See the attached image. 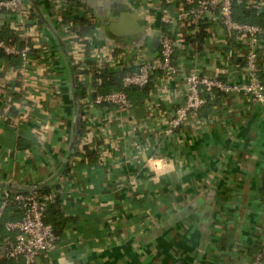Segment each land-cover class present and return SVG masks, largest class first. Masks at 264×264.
<instances>
[{
    "label": "crops",
    "instance_id": "obj_1",
    "mask_svg": "<svg viewBox=\"0 0 264 264\" xmlns=\"http://www.w3.org/2000/svg\"><path fill=\"white\" fill-rule=\"evenodd\" d=\"M25 2L22 17L0 20V28L15 30L37 51L23 74L0 57V205L2 191L31 192L45 183L60 190L50 213L68 224L57 248L36 264H253L264 244V103L219 95L200 119L189 118L164 139L154 131L157 115L145 106L156 99L163 111L176 109L192 71L246 82L248 41L228 36L221 17L208 13L207 41L190 42V0H78L100 23L80 39L61 27L78 19L76 7ZM32 10L36 22L28 21ZM65 10L72 18H57ZM127 12L145 17L143 35L118 38L105 25ZM163 31L176 40L178 73L157 95H133L140 106L134 112L92 107L99 135L92 133L71 56H81L85 43L95 59L90 65L131 70L159 56ZM144 41L149 48L138 49ZM260 52L264 77V46ZM155 154L167 160L152 169L147 159Z\"/></svg>",
    "mask_w": 264,
    "mask_h": 264
},
{
    "label": "built area",
    "instance_id": "obj_2",
    "mask_svg": "<svg viewBox=\"0 0 264 264\" xmlns=\"http://www.w3.org/2000/svg\"><path fill=\"white\" fill-rule=\"evenodd\" d=\"M195 3L185 16L191 19V23H196L203 19L208 13L216 14L221 17L228 36L243 37L248 41V48L244 52L248 80L244 83L231 82L229 80L210 77L199 71H192L187 75V91L180 98L177 108L174 110L163 111L159 100L148 101L145 106H151L157 115V129L154 130L157 137H169L189 118L200 119V110L208 103L216 101L218 95L234 96L235 98H245L249 101L264 103V77L262 68L261 50L264 46V23L253 24L240 21L235 18V7L245 6L246 9L255 11L257 14H264V0H190ZM28 5L25 0H0V13L12 14L15 17H22L28 12ZM62 20L61 13L58 16ZM96 26L100 23L94 20ZM147 42L139 44L138 49H147ZM81 56H71L73 65L81 71L76 74L77 80L81 82L86 95L82 99L83 119L92 131L99 135V125L88 113L94 106H113L128 113L136 111L140 106L134 102L126 89L113 90L105 93H95L96 87L94 77L88 72H82L87 65V49L85 43H81ZM159 56L151 61L141 59L136 63L134 69L128 70L119 63L108 65L117 69L123 74L122 81L125 88H143L152 85V92L157 95V91L164 85V81L176 75L179 71L176 65V40L173 36L163 31L159 37ZM0 49L9 55H18L22 58L23 64L19 71L25 72L30 62L29 54L35 50V45L26 43L21 49L11 46L0 37ZM89 53V52H88ZM83 57V58H82ZM113 62V61H112ZM97 60L94 67H100ZM115 65V66H114ZM130 69V68H129ZM160 71V74H157ZM162 74V75H161ZM161 75V76H159ZM157 90V91H156ZM160 100H163L160 97ZM91 114V115H90ZM27 114H22L20 119H27ZM88 128V129H89ZM135 142V141H134ZM138 148L145 153L146 147ZM157 150L158 147H155ZM167 158L165 156L156 157L151 155L147 159L148 165L155 169L156 166L163 164ZM4 192V193H3ZM3 201L0 205V259L5 256L7 259L25 264H36L37 258L41 255H50L58 246L60 237L55 231L52 223L47 220L51 207L58 203L60 190L39 192H20L9 194L2 191ZM15 207L17 218L3 220L10 207ZM2 228L7 235L2 237ZM253 264H264V244L261 251L255 257Z\"/></svg>",
    "mask_w": 264,
    "mask_h": 264
},
{
    "label": "trees",
    "instance_id": "obj_3",
    "mask_svg": "<svg viewBox=\"0 0 264 264\" xmlns=\"http://www.w3.org/2000/svg\"><path fill=\"white\" fill-rule=\"evenodd\" d=\"M64 2L68 6L67 8L70 9L71 6L76 7V9L79 10V13H78V19L72 20V23H70L68 26L62 22L61 27H63V29H69V31H71L74 34V37L78 39H80L82 36H86L87 33L90 30L94 29L96 26V23L94 22V20H96L94 19L95 17L92 14L88 13V11L86 10L81 11V7L79 5L78 0H64ZM69 12L67 10L64 11V17H63V14L61 15L62 20L66 19L67 17L72 18V16L70 15L71 12L70 13ZM235 18L240 21L253 23V24H263L264 23V14H257L255 11L246 9L245 6L237 5L235 7ZM28 21H33V22L37 21L35 12L33 10L31 11ZM209 25H210V21L207 16H205L203 19H200L196 23L191 24L190 26L191 35L188 38V40L190 42H197L201 46L208 39V32L206 30ZM164 29L168 31V28H164ZM0 37L4 39V41H6L7 44L14 46L18 49H21L25 44L23 41H20V39L16 36L15 30H12L9 27L0 28ZM176 51H179V50L176 48ZM35 56H37V51L32 50L31 53L29 54V58H33ZM0 57L15 67H20L22 65L21 63L23 62L20 56L9 55L5 53L4 50L2 49H0ZM94 61L95 59H93L92 57L88 58V65H86L85 70H82V72H85V73L88 72L94 77V81H95L94 86L96 87L95 93H105V92H109L113 90L126 89L129 93L130 98L133 100L134 99L133 95H136L139 97L145 96V94L148 93L150 89H152L151 84L143 88H137V87L125 88L123 86V81H122L123 74L121 72H119L117 69H114V68L101 69L100 67H94L93 65H90L89 62H91L92 64V62ZM73 68H74V72L77 75L81 72L74 65H73ZM157 74H160V71ZM76 90H77V93L80 99L81 97H84L86 95V89L84 85L81 82H79V80H77ZM215 105H217V101L213 103H208L206 106L208 108H211ZM68 172H69V169H67L66 173L68 174ZM51 189L52 188L50 187V185L44 183L43 185L42 184L38 185L35 191L46 192V191H51ZM11 195H13V193H11ZM54 207H56V205ZM12 210L16 211L13 205L12 207L9 208V210L5 214V217L3 218L4 221L15 218L14 216L10 214ZM50 212L51 210L48 213L47 220L50 223H52L61 241V239H63V233L68 225L67 219H65V221H60L62 218H59V217L57 218L55 217V213L52 212L51 214ZM16 215L18 216L17 213ZM6 235L7 233L2 228V237H5ZM0 264H25V263L24 262L18 263L13 260L7 259L5 256H2L0 259Z\"/></svg>",
    "mask_w": 264,
    "mask_h": 264
},
{
    "label": "water",
    "instance_id": "obj_4",
    "mask_svg": "<svg viewBox=\"0 0 264 264\" xmlns=\"http://www.w3.org/2000/svg\"><path fill=\"white\" fill-rule=\"evenodd\" d=\"M6 14L0 13V20L5 19ZM39 21H44V18L40 17ZM125 25H124V24ZM106 26L110 29V31L118 36V38L131 37L132 35H143L145 33L147 20L140 13H124L121 17L113 18L109 21H106ZM179 46V45H178ZM78 105V112H79ZM80 136V128L77 123L75 127V134L73 139L72 150L75 151V148L78 143V139ZM4 186V185H2Z\"/></svg>",
    "mask_w": 264,
    "mask_h": 264
},
{
    "label": "rangeland",
    "instance_id": "obj_5",
    "mask_svg": "<svg viewBox=\"0 0 264 264\" xmlns=\"http://www.w3.org/2000/svg\"><path fill=\"white\" fill-rule=\"evenodd\" d=\"M12 20L15 21V16H12Z\"/></svg>",
    "mask_w": 264,
    "mask_h": 264
}]
</instances>
